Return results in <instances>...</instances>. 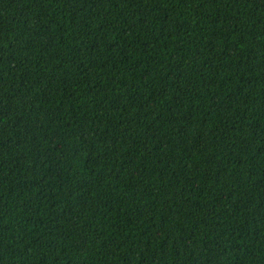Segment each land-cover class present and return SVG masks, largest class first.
Instances as JSON below:
<instances>
[{
    "label": "trees",
    "instance_id": "16d2710c",
    "mask_svg": "<svg viewBox=\"0 0 264 264\" xmlns=\"http://www.w3.org/2000/svg\"><path fill=\"white\" fill-rule=\"evenodd\" d=\"M0 264H264V0H0Z\"/></svg>",
    "mask_w": 264,
    "mask_h": 264
}]
</instances>
